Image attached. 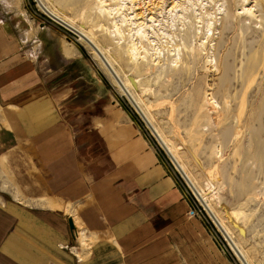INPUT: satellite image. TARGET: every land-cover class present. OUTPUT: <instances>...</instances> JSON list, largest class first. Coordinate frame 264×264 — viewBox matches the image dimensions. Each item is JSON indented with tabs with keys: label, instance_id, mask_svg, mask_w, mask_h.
<instances>
[{
	"label": "crops",
	"instance_id": "obj_1",
	"mask_svg": "<svg viewBox=\"0 0 264 264\" xmlns=\"http://www.w3.org/2000/svg\"><path fill=\"white\" fill-rule=\"evenodd\" d=\"M5 1L0 264H227L106 78ZM44 197L65 207L25 204Z\"/></svg>",
	"mask_w": 264,
	"mask_h": 264
},
{
	"label": "rangeland",
	"instance_id": "obj_2",
	"mask_svg": "<svg viewBox=\"0 0 264 264\" xmlns=\"http://www.w3.org/2000/svg\"><path fill=\"white\" fill-rule=\"evenodd\" d=\"M44 1L49 9L88 32L106 52L165 142L155 136L127 94L119 89L95 58L91 47L80 40L75 31L52 18L36 0H20V8L28 13L31 21L48 25L45 35L59 36L66 44L79 48L95 70L106 78L120 104L138 124L142 135L175 180L190 205L189 212L202 221L211 240L226 257L227 264L244 263L214 220L209 205L228 229L227 232L217 220L235 246L242 249L245 258L251 264H264V136L257 125L248 129L237 124L234 102L232 113L225 115L222 89L215 92L219 105L216 113L205 101V94L212 91L207 89L212 80L219 84L230 79L232 84L234 79H247L254 72L257 66L249 67L247 63L264 66V0ZM5 4L10 9L14 0H6ZM117 5L120 6L118 13L107 9L111 6L115 9ZM115 23L121 36L105 30L112 31ZM4 26L9 28L8 23ZM204 41L205 45L201 44ZM132 44L139 49L137 60L132 59L128 52ZM238 48L242 49V56L237 55ZM17 49L21 52L27 47L18 40ZM208 55L216 58L219 71L211 67L215 62H207ZM175 58L178 59L176 66ZM261 73L262 70L256 84L262 90L254 98V102H259L258 112L264 107V75ZM231 93L228 101L234 99L238 102L240 99L246 102L247 96L244 97L239 85L233 86ZM2 112L0 105V124ZM220 112L225 116L221 119L226 118L220 122L223 125L214 123L212 119L213 116L219 119ZM239 129L244 130L243 136L238 134ZM256 139H260L259 143ZM250 142H253V148L249 146ZM163 145L175 153L203 201ZM1 159L0 175L1 168H5ZM45 201L46 197L37 201L29 199L25 204L40 202L50 208L65 207L55 198L50 203ZM71 236V243H74L70 248L80 245L83 250L89 249L93 242L86 235L85 246L79 235L76 238L75 230L71 231Z\"/></svg>",
	"mask_w": 264,
	"mask_h": 264
},
{
	"label": "bare ground",
	"instance_id": "obj_3",
	"mask_svg": "<svg viewBox=\"0 0 264 264\" xmlns=\"http://www.w3.org/2000/svg\"><path fill=\"white\" fill-rule=\"evenodd\" d=\"M37 1V0H36ZM104 1H107V0H100V2H104ZM38 2V1H37ZM41 2V4H40ZM39 2V6L42 7V9L47 13L49 14L52 18H55L57 20H62L68 24H70L71 26H73L76 30H78L79 33H77L79 36V39L80 40H84L92 49L93 53H94V56L95 58L100 62V64L103 66V68H105V70L111 75V77L113 78V80L115 81V83L117 84V86L119 87V89L123 92V93H126L127 96L129 97L131 95L132 99L134 100V106L137 108V110L139 109L141 112H142V117L144 118V120L146 119V121L150 124V126L152 127V131L154 132V134L159 138V140L161 142H165V139L163 138V136L159 133V131L156 129V127L153 125V123L151 122V119L149 118V116L147 115V113L145 112V110L141 107L140 105V102L139 100L135 97V95L131 92L130 90V85L129 83L125 82L124 79H122L119 75V73L116 71V69L113 67V63L111 62L110 58L107 56L106 52L96 43V41L93 39V37L88 33V32H85V30H82L81 28L77 27L76 25H73L71 22H69L68 20L64 19L63 17L59 16L57 13H55L52 9H49L48 5L45 3L44 0H40ZM48 6V7H47ZM119 7V8H118ZM107 9H109L110 12H119L120 10V6L117 5V7L114 9V7H108ZM125 19V16L123 17V20ZM209 24V23H208ZM228 24V23H227ZM226 24V25H227ZM226 25H222L224 28H226ZM230 26V25H229ZM228 26V27H229ZM211 27V26H210ZM114 28V29H113ZM113 28H112V31L111 30H108V28H105L106 31H108L109 33L112 32V34H114L115 36H121V31H120V28L119 26L115 23L113 25ZM73 30V29H72ZM210 30V29H209ZM74 31V30H73ZM82 34V35H81ZM168 37H171V35H168ZM208 38V37H207ZM263 39V38H262ZM206 41L202 42L201 44L205 45ZM189 47V46H188ZM205 47V46H204ZM95 48H97L100 53L103 54V56L105 57V59L107 60V62L109 63V65L115 70L117 76L119 78H121V81H122V86L119 84V82L117 81V79H115V76H113L112 72L110 71L109 69V66H107V63L102 59V57L100 56V54L97 52V50H95ZM153 48V47H152ZM158 49V48H156ZM206 49V48H205ZM131 50V52H130ZM137 50H139L134 44H132L129 49H128V52L130 53L131 55V58L134 59V60H137L136 59V56L138 55V52ZM191 52V51H190ZM236 53L237 55H243V51L241 48H238L236 50ZM211 54V53H210ZM212 55V54H211ZM208 55V58L209 60L207 61L208 63L212 64L213 62H215L214 64H212L211 67H215V70L216 71H219V68H218V63L216 62V58H214L213 56H210ZM192 57V56H191ZM180 58V57H179ZM190 59V58H189ZM196 60V59H195ZM174 63H175V66L178 64V59L175 58L174 60ZM193 63V62H192ZM249 64V67H256L254 72L252 74H249L248 78H244L242 77L241 79L238 78V79H234L232 84H231V81H229L230 79L222 82V83H215L214 80H212V82H210V84H208V90H212V91H208L206 94H205V98H206V104L209 105L211 108L210 110L212 112H217L216 109L219 107L218 105V101L215 99V92H217L219 89H222L223 91V99H224V113L225 115L226 114H230L232 113L231 111V107H232V102L235 103V105L237 106V109L235 112H237V118H236V121H237V124L240 123V125H242L243 127L245 128H248L249 127H253V125H257L258 127L261 128V135L264 136V107L260 108V111L258 112L257 111V108L259 106V102H254V98L258 95V93L262 90V88H260V86L257 83V76L258 74L261 72L262 70V75H264V66L261 65L260 63L259 64H255L254 62H250V63H247V66ZM225 71V70H224ZM229 73V72H228ZM213 76V75H212ZM217 82V81H216ZM236 85H239L240 89H242L244 91V97H246V102H244L243 100H238L235 101L234 99H230L228 101L229 98H231L232 96V93H231V89L233 86H236ZM133 103V102H132ZM138 110V111H139ZM212 114V113H211ZM219 119L216 117H212L214 123H217V122H223L224 119L226 118H223L221 119V117H223V113L220 112L219 113ZM213 115V114H212ZM235 115V114H234ZM231 116V115H230ZM225 117V116H224ZM227 117V116H226ZM229 118V117H228ZM231 119V118H229ZM234 119V118H233ZM227 121V120H226ZM235 121V122H236ZM220 125H223L221 124ZM225 124V123H224ZM236 124V125H237ZM218 125V124H217ZM227 125H230L227 123ZM239 125V124H238ZM225 127V126H224ZM237 127V126H236ZM241 131L238 132L239 135H244V130L242 129H239ZM258 130V128H257ZM248 131V130H247ZM256 131V129H255ZM253 132V131H252ZM250 134V132H248ZM246 134V133H245ZM248 135V134H247ZM254 135V134H253ZM251 136V134H250ZM244 138V137H243ZM258 138V137H257ZM263 138V137H262ZM241 139V138H240ZM250 139V138H249ZM253 139V138H252ZM261 139V138H260ZM259 139V140H260ZM244 140V139H243ZM258 140V139H256ZM259 140H258V143H259ZM262 141V140H261ZM257 143V142H256ZM249 144V143H248ZM252 145V148H253V142L251 144H249V146ZM257 145V144H256ZM262 145H263V149H264V139H263V142H262ZM163 147L165 148V150L168 152V154L173 158V161L175 163V165L177 166V168H179L180 172L183 174V176L185 177V179L189 182V184L195 189L194 185L192 184L191 180L186 176L187 173L186 171L184 170V167L182 164L179 163V160L177 159L175 153L169 149V147L167 148L166 145H163ZM251 147V146H250ZM258 147V146H257ZM251 149V148H250ZM255 149V148H254ZM218 153V152H217ZM264 153V152H263ZM264 157V155H263ZM179 164V165H178ZM185 172V173H184ZM186 174V175H185ZM195 191L197 192V190L195 189ZM213 193V192H212ZM199 198L201 199V201H203L201 195L197 192ZM205 198V197H204ZM205 201L208 203L209 205V201L207 199H205ZM204 204V202H203ZM209 207L211 208V212L212 214L215 216H213L214 220L217 222V224L219 225V227L222 229V231L225 233V235L227 236V238L229 239V241L231 242V244L235 247V253H237V255L240 257V259L242 260V262L245 264H251L246 258H245V255L242 251V249L239 247V246H235V244L233 243V241L230 239V237L228 236L227 232H228V229L226 228V226L224 225V223L222 222V220L219 218L218 214L213 210V208L211 207V205H209ZM223 225V227L225 228V231L223 229V227L220 225V223ZM82 236L83 238L81 239L82 241L86 240V237H85V232L82 231V234L80 235ZM238 245V244H237ZM248 261V262H247Z\"/></svg>",
	"mask_w": 264,
	"mask_h": 264
},
{
	"label": "water",
	"instance_id": "obj_4",
	"mask_svg": "<svg viewBox=\"0 0 264 264\" xmlns=\"http://www.w3.org/2000/svg\"><path fill=\"white\" fill-rule=\"evenodd\" d=\"M38 2V4H39V2H40V0H37ZM40 4H41V2H40ZM42 5V4H41ZM62 23H64L68 28H70L71 30L73 29L75 32H77V33H79L78 32V30H76L73 26H71L70 24H68V23H66V22H64V21H62V20H60ZM82 35V34H81ZM95 50H97V52L100 54V56L102 57V59L107 63V66H109V69H110V71L112 72V74L115 76V78L117 79V81H119V83L122 85V82H121V80L119 79V77L117 76V74H116V72H115V70L109 65V63L107 62V60L105 59V57L103 56V54L102 53H100V51L97 49V48H95ZM129 99L133 102V104L135 103L134 102V100L132 99V97H131V95L129 96ZM137 108H138V106H137ZM139 110V109H138ZM139 113L142 115V112L139 110ZM145 121H146V119H145ZM146 123L149 125V127L151 128V130H153L152 129V127L150 126V124L146 121ZM154 133V132H153ZM156 136V135H155ZM68 224H69V228L71 229V231H74V226H73V222H72V219H69L68 220ZM245 264H246V262H245Z\"/></svg>",
	"mask_w": 264,
	"mask_h": 264
}]
</instances>
